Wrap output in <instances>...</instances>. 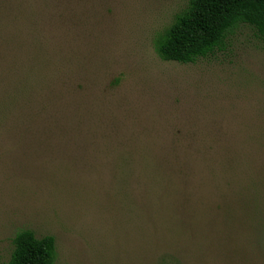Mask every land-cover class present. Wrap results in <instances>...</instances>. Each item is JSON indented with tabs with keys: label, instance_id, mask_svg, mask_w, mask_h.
Here are the masks:
<instances>
[{
	"label": "rangeland",
	"instance_id": "374dc122",
	"mask_svg": "<svg viewBox=\"0 0 264 264\" xmlns=\"http://www.w3.org/2000/svg\"><path fill=\"white\" fill-rule=\"evenodd\" d=\"M189 1L72 0L66 39L34 36L47 58L82 46L84 76L64 78L77 95L34 85L0 131V264L25 229L55 238L56 264H264V38L241 25L164 61Z\"/></svg>",
	"mask_w": 264,
	"mask_h": 264
},
{
	"label": "trees",
	"instance_id": "16d2710c",
	"mask_svg": "<svg viewBox=\"0 0 264 264\" xmlns=\"http://www.w3.org/2000/svg\"><path fill=\"white\" fill-rule=\"evenodd\" d=\"M71 1L0 0V131L11 128V111L14 114L26 111L25 96L34 85H53L64 88L67 94H79L70 93L64 78L74 71L84 76L75 60L82 47L77 41L82 44L84 38L74 37L72 41L77 44L72 55H60L56 59L47 58L49 43L35 42L34 38H65V32L60 33L58 27L73 29L72 20L76 15H72L78 4ZM241 25L251 27L264 38V0H190L188 7L159 36L156 51L164 61L196 63L222 49L228 36ZM10 86L15 89L14 99L18 100L15 104L7 102ZM10 118L11 124H8ZM13 243L14 252L7 264H56L53 236L37 238L32 230L25 229L16 234Z\"/></svg>",
	"mask_w": 264,
	"mask_h": 264
}]
</instances>
